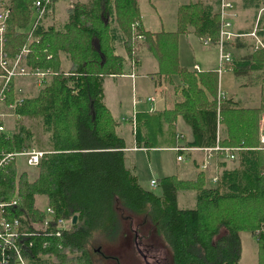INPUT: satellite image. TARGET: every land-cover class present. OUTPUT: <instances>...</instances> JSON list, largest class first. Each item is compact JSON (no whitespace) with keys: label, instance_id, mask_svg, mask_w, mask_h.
Wrapping results in <instances>:
<instances>
[{"label":"trees","instance_id":"obj_1","mask_svg":"<svg viewBox=\"0 0 264 264\" xmlns=\"http://www.w3.org/2000/svg\"><path fill=\"white\" fill-rule=\"evenodd\" d=\"M34 1L9 0L5 6L9 12L7 54L13 56L27 44V66L51 69V73L34 95L16 92L13 82L5 90L4 104L13 105L17 127L11 133L0 130V152L34 147V132L26 117L41 118L51 147L44 149L33 180L25 171L19 172L16 157L0 167V199H11L18 190L20 204L12 209L25 222L44 217L36 204L39 194L46 196L47 205L58 216L77 214L78 218L62 236L46 238L47 248L42 247V237H35L33 250L48 252L55 264H95L91 238L115 235L123 210L151 222L149 236L155 234L168 247L172 264H239L241 231L255 234L264 247V149L259 137L264 84L258 107L231 105L230 98L218 97L217 73L189 70L178 58V35L188 33L190 26L216 43L218 14L200 2L190 3L179 10L177 31H153L142 26L140 0H77L66 7L67 18L61 25L42 20L31 28ZM258 28L264 41V26ZM140 39L160 64L159 74L166 83H173V74L179 76L181 94L172 112L191 127L192 140L187 144L215 146L221 121L227 132L218 142L240 148L233 159L236 166L224 169L214 185L202 183L201 171L193 182L165 175L158 178L161 192L156 193L143 187L127 166L128 146L117 130L119 121L103 100V84L106 77L123 73L125 56L117 52V43L134 58ZM253 48L252 55L259 59L257 68L263 69L264 47ZM167 119L165 111L137 112L133 129L137 146H159L157 134H163ZM183 181L188 188H196L194 207L178 204ZM154 248L163 261L160 248Z\"/></svg>","mask_w":264,"mask_h":264},{"label":"rangeland","instance_id":"obj_2","mask_svg":"<svg viewBox=\"0 0 264 264\" xmlns=\"http://www.w3.org/2000/svg\"><path fill=\"white\" fill-rule=\"evenodd\" d=\"M76 1L77 0H56L54 4H52L49 13L46 15V17L43 18V22L45 24H50L54 21L56 25H61L67 18L66 7L68 5H72ZM79 1L88 2L89 0ZM8 3L9 0H0V10L4 8ZM152 4L156 5L157 8L160 10V18L163 22V26L165 27V29L161 30L177 31L179 13V11L176 12L177 0H140L142 12L144 14H147L146 10L149 8H153ZM34 18H36L35 13L33 19ZM191 27L192 26H190L189 28ZM207 38L208 35L203 36L195 30H193L192 32L189 31L188 33H180L178 35L177 42L179 63L187 67L188 69L194 68L197 63L200 65L201 68H203L204 71L207 67L218 68L220 65L218 46L214 41L206 43L205 40ZM139 41L141 42V46L137 50V55L136 57H134L135 60L139 55L140 49H142V53L146 50L151 53L147 49V46H145V44L142 42V39H140ZM117 52L119 54L126 53L121 43H117ZM8 56L13 57L14 55ZM125 56H127V54ZM127 57L130 58L129 56ZM26 59L27 56L24 59V64L29 70H33L34 68H36L28 67L26 64ZM0 67L2 68L1 64ZM2 70L3 72L0 74V92L2 93V97L0 99V117L3 120V131L11 133L12 131H14V129H16L17 122L13 114V105L7 107L4 104V98L6 95L5 90L9 89V84L13 82L12 86L16 92L21 93L23 95H34L38 92L44 77L39 78V76L33 73H31L30 75L23 76L18 75L8 81L6 87L3 89V85L5 84L6 73L3 68ZM50 73L45 75V77L50 75ZM125 81V84H119L116 86L110 80H106L105 89L107 93L108 104L109 102L111 104H113L114 102L118 104L119 101H122V105L120 107L115 106V109L113 108L112 110L115 116L114 118L119 121L117 130L126 138L129 146H135L136 143L135 141H133L134 136L132 134L133 126L131 129L132 132H128L127 129L128 127H130V123L123 118L127 117L130 114V111L132 112V103L135 99L138 98V95L147 96L153 90V82L152 79L147 75L140 76L138 81L139 83L143 84V89H137L136 84L133 85L130 79H125ZM172 82L173 88L175 89L176 93L180 95L181 90L179 88V81L176 83L172 79ZM263 82L264 81L260 82L259 87H257L258 96H261L262 89L260 85ZM253 91L255 98L256 88H253ZM20 100L21 99L18 98L17 102H19ZM242 106L243 105H241V107ZM25 122L28 126L32 128L34 132V147L32 148L39 150L50 148V133L44 130L41 118L26 117ZM159 144V147H141L138 149H134L132 147L130 148V150L127 151V155L125 158L127 166L131 168L132 172L137 176L139 183L146 189L152 190L156 193H160L161 189L158 185V182L156 185L151 184L152 179L158 180V178L161 176L171 174H175L178 179H186L188 177L182 175L181 171L187 159L185 158V160L183 161L177 160L178 151L176 152L175 149L167 147L166 143ZM16 158L19 160L20 163L19 172L25 171L28 174L29 178L33 180L38 174V165H27L26 159L23 156H18ZM229 161L230 163L232 162V160ZM230 165H236V161L231 163ZM183 184L179 185L178 188V204L180 207H194L196 204L195 194L191 190H186L187 188L183 187ZM17 192L18 190H16L15 195H17ZM36 204L40 208H45L47 206L46 196L42 194L37 195ZM128 213L130 212L125 210L122 211L121 215L123 218L122 220L120 219V229L117 233H115V235L107 236L106 233H102L99 235L97 234L95 237L91 238V241L89 243V249L92 253L95 264H146L145 261L142 259V256L137 252L134 246L133 239L135 229L140 235L143 233V235L146 236L143 239L146 241V247L149 246L150 243H153L154 246L160 248V251L164 254L165 259H163V263L172 264L168 247H166L164 243L155 234L154 236H149L148 232L152 230L153 226L151 222L141 215L132 214L133 216H130L128 215ZM70 218L71 220L73 219V217ZM131 224H133L134 227ZM240 235L242 240V255L239 264H264V247H261L257 236L251 233L250 231H241ZM155 250V248H152L151 252H155Z\"/></svg>","mask_w":264,"mask_h":264},{"label":"crops","instance_id":"obj_3","mask_svg":"<svg viewBox=\"0 0 264 264\" xmlns=\"http://www.w3.org/2000/svg\"><path fill=\"white\" fill-rule=\"evenodd\" d=\"M230 1L233 3L234 9L236 11V15L233 18V29L237 33L243 34L233 38L228 43V49L232 53V60L228 63H225L222 68L219 65L218 68L207 67L206 70L204 71L203 68H201L200 65L197 63L196 64L197 67L195 66L192 69L189 68V70L204 72V73L209 71L217 73L219 79L218 82L219 99L228 97L230 98L229 103L231 105H235V106L243 105V107L245 108H254V107H258L261 104V96H258L257 87H259L260 82L264 81V68L263 69L257 68L259 64V59L252 55L254 49L253 46L255 45L256 38L249 33L252 32L254 26L257 23V20L260 26H264V5L262 4L263 3L262 0H230ZM195 2L202 3L204 6L212 10L214 13H217L219 9V0H177L176 12L180 10L181 6ZM152 5L153 8H149L146 10L147 14H144L142 12L140 6L141 21L143 26L153 31L165 29V27L163 26V22L160 18L161 17L160 10L157 8L156 5L154 4ZM190 31L191 32L193 31V27L190 28ZM141 51L142 49L139 50V55L137 56L136 60L125 56L126 53L121 54L125 56L123 73L105 78L103 84L104 86L103 100L106 106L110 109L111 113L113 114L112 111L113 108L115 106L120 107L122 105V101H119L118 104H116L115 102L113 104L109 102L108 104L107 93L105 89L106 80H110L114 85L117 86L119 84L120 85L125 84L126 83L125 79H130L133 85L136 84L137 89H143V84L139 83L138 79L140 76L147 75L152 79L153 90L147 96L138 95V98L133 101L132 112L130 111V114L127 117L123 118L130 123V127H128V129L126 127L128 132L129 131L132 132L131 129L133 126V119H135L137 112L165 111L166 115L168 116V119L167 122L164 123L163 134L162 135H160L159 133L157 134V136L159 137V142L166 143L167 147L171 149H174V147L176 146L196 147L187 144L190 140H192V131L190 125L184 120V118L181 115L175 116L172 113L173 111L172 108L174 106L175 100L179 98V95L176 93L172 84L166 83L163 74L161 75L159 74L161 68H160V64L155 59V57L147 50L143 53ZM244 64L249 65L248 68L244 67ZM219 68L221 69L219 70ZM172 78L176 83L179 81V76L177 74H173ZM262 84H264V82ZM253 88H256L255 98H254ZM259 126H260L259 137L261 141V137L262 135H264V113L261 116ZM226 132L227 131L225 126L221 125V121H218L217 140H219V138L224 137L223 135H225ZM132 134L134 136V132ZM133 141H135L136 143L135 136L133 138ZM126 143L128 146L126 148V153L132 147L134 149L141 148L136 146L137 144L136 145L134 144L135 146H129L127 140ZM175 151L177 152V150ZM180 153L183 154V159H180V161L185 160V158L187 159L181 170L182 175L188 176L186 179H181V180L193 182L197 179L198 173L201 171L203 173L202 176L204 177V179H202V183L205 186L214 185L218 179L217 177L219 176L220 173H222L224 169L233 168L236 166V165L234 166L230 165L231 163L234 162L233 160L230 163L229 161L230 159L226 158L224 154L216 153L214 151L209 152L204 149L201 150L196 149V150H183L181 152H178V154ZM178 154H177V160H179ZM209 155L210 157L208 158ZM207 158H208L207 168L204 169L202 165L205 163ZM171 175H175V174H171ZM187 184L188 183L186 182L183 184V186L187 188L186 190H191L196 195V188L192 186L191 188H188Z\"/></svg>","mask_w":264,"mask_h":264},{"label":"built area","instance_id":"obj_4","mask_svg":"<svg viewBox=\"0 0 264 264\" xmlns=\"http://www.w3.org/2000/svg\"><path fill=\"white\" fill-rule=\"evenodd\" d=\"M55 0H35L34 6L36 9V18L33 21V27L38 23V21L44 20L52 4ZM8 9L5 7L0 10V64L5 70V84L3 89L6 87L8 81L18 75H30L31 73L39 76V78L45 77V75L51 72V69H44L41 67H36L33 70H29L25 64L24 59L29 51L28 45H23L18 53L13 57H9L6 52V28H7V18ZM236 15L234 5L230 0H219V35L216 44L219 49V60L220 67L227 62L232 60V53L228 49V43L235 37L243 35L237 33L233 29V18ZM259 24L258 20L254 26L252 32L249 34L256 38L255 48L259 46L264 47V41L259 35ZM142 38V35H139ZM206 43L212 42L211 36L205 40ZM197 67V66H196ZM219 68V70L221 69ZM223 95V93H222ZM221 95V96H222ZM1 116V114H0ZM135 127V119H133V128ZM0 130H4V125H0ZM217 140L215 146L210 147H187V146H176L175 150L181 152L183 150H196L204 149L209 152H216L224 154L226 158L233 160L236 156V151L239 147L223 146ZM262 148L264 149V135L261 137ZM46 151L42 149H29L23 151L14 152H0V167L18 156H23L26 159L27 165L36 166L38 165L41 157ZM210 155L208 156V158ZM208 158L202 165L204 169L207 168ZM178 159H183V154H178ZM152 185L157 184L156 179L151 180ZM20 204V198L14 195L11 199H0V264H55L51 260L52 255L48 252L34 251V238L42 237L41 243L43 248L49 247V242L46 238L55 235L60 237L68 229L69 225L72 223L71 218L64 216H58L56 209L47 205L42 208L44 217L38 221L25 222L23 215H17L14 206Z\"/></svg>","mask_w":264,"mask_h":264},{"label":"flooded vegetation","instance_id":"obj_5","mask_svg":"<svg viewBox=\"0 0 264 264\" xmlns=\"http://www.w3.org/2000/svg\"><path fill=\"white\" fill-rule=\"evenodd\" d=\"M133 227L134 225L131 224ZM135 229V228H134ZM138 231L135 229V233H134V246L137 250V252L142 256V259L145 261L146 264H164L163 261H160L157 257V255H155L154 252H151V249L154 248V244L150 243L149 246H145L146 245V241L145 240H141L140 241V237H139V233H137Z\"/></svg>","mask_w":264,"mask_h":264},{"label":"water","instance_id":"obj_6","mask_svg":"<svg viewBox=\"0 0 264 264\" xmlns=\"http://www.w3.org/2000/svg\"><path fill=\"white\" fill-rule=\"evenodd\" d=\"M77 218H78V215H77V214H75V215L73 216V219H72L73 223H75V222H76Z\"/></svg>","mask_w":264,"mask_h":264},{"label":"bare ground","instance_id":"obj_7","mask_svg":"<svg viewBox=\"0 0 264 264\" xmlns=\"http://www.w3.org/2000/svg\"><path fill=\"white\" fill-rule=\"evenodd\" d=\"M166 79V78H165Z\"/></svg>","mask_w":264,"mask_h":264}]
</instances>
